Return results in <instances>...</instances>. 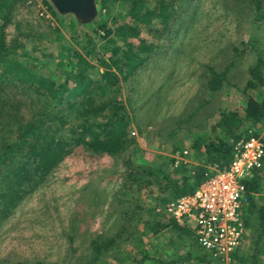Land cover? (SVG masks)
<instances>
[{
  "label": "trees",
  "instance_id": "obj_1",
  "mask_svg": "<svg viewBox=\"0 0 264 264\" xmlns=\"http://www.w3.org/2000/svg\"><path fill=\"white\" fill-rule=\"evenodd\" d=\"M151 1L102 0L108 16L117 8L115 16L127 18L129 22L108 28V21L100 20L94 29L96 39L88 34L81 42L75 38V48L62 46L65 55H60L57 65L66 62L70 67L62 81L40 73L48 65L46 54L29 58L24 53L20 57L19 44L7 46L5 28L0 24V223L77 148L97 156L127 155L125 184L129 187H124L146 197L157 194L160 207L192 193L209 167L229 165L232 143L246 138L250 127L258 136L264 127V47L259 41H248L242 44L243 50L234 47L238 55L249 50L255 55L241 89L248 95L244 107L240 111H221L209 126L206 116L198 121L201 107L196 106L188 116L171 118L170 125L165 123L159 128L163 141L160 147L172 140L170 156L159 157L154 165L147 164L141 155L136 163L130 160L131 146L135 153L140 149L135 138L129 135V126L134 122L140 129L141 125L133 116L131 98L122 97L121 82L129 81L157 49L155 41L142 38L141 27L154 39L162 35L174 18L177 4V0H153L151 6ZM237 1L249 6L245 9L255 4L254 19L264 18L261 0ZM14 4L15 0H0V18H5ZM99 31L104 34L99 35ZM207 69L204 87L214 94L223 88L229 70ZM185 124H189L186 136L179 139L176 133ZM184 150L188 151L187 159L192 163L174 168L173 156ZM245 183V240L248 243L250 233L252 249L247 251L250 258L244 250L234 252L230 264H264V203L254 198L264 191V167ZM130 208L122 215L124 225L134 223L137 233L129 234L119 244L115 239L95 237L89 242V257L83 264H107L101 258L113 264H219L195 246L190 230L178 226L154 207H144L135 199ZM123 231L124 228L117 236ZM166 231L168 239L163 235ZM144 237L160 238L149 243V247H158V257L145 247ZM131 241L138 248L135 254L125 249Z\"/></svg>",
  "mask_w": 264,
  "mask_h": 264
},
{
  "label": "rangeland",
  "instance_id": "obj_2",
  "mask_svg": "<svg viewBox=\"0 0 264 264\" xmlns=\"http://www.w3.org/2000/svg\"><path fill=\"white\" fill-rule=\"evenodd\" d=\"M261 2L264 14V0ZM246 7L237 0H177L174 18L162 35L154 39L141 27L142 38L155 41L157 49L129 81L121 82L122 97L131 98L133 116L141 125L140 129L134 122L129 126V135L140 149L135 153L131 146V161L136 163L141 155L147 164L154 165L159 157L170 156L172 140L160 147L163 141L159 128L170 125L171 118L188 116L196 106L201 107L198 121L206 116L209 126L221 111L244 107L248 95L241 89L255 55L250 50L238 55L234 47L243 50L242 44L248 41H259L264 47V18L254 19L255 4L251 9ZM113 11L108 16L102 0H77L66 6L57 0H15L0 24L5 28L7 46L19 44L20 57L24 53L29 58L46 54L48 65L40 73L62 81L70 70L66 62L57 65L60 55H65L62 46L75 48V38L81 42L88 34L96 39L94 29L100 20L108 21V28L129 22L115 16L117 8ZM210 67L217 72L229 70L228 80L214 94L204 87ZM187 125L176 133L177 138L186 136ZM258 136L264 139V127ZM125 158L127 155L97 156L75 149L0 223V264H83L89 257V242L95 237L115 239L119 244L129 234L137 233L134 223L124 225L122 216L132 202L138 199L140 205L155 209L159 205L157 194L146 197L126 189ZM263 193L254 196L256 202L264 203ZM164 234L169 237L167 231ZM248 234L244 254L250 258ZM159 239L143 238L155 257L159 256L158 247H149V243ZM128 243L126 251L137 253V246Z\"/></svg>",
  "mask_w": 264,
  "mask_h": 264
},
{
  "label": "built area",
  "instance_id": "obj_3",
  "mask_svg": "<svg viewBox=\"0 0 264 264\" xmlns=\"http://www.w3.org/2000/svg\"><path fill=\"white\" fill-rule=\"evenodd\" d=\"M187 155L184 150L173 156L174 167L187 164ZM263 167L264 142L250 127L246 138L232 143L229 165L209 167L192 193L175 198L156 211L191 230L197 244L219 264H230L231 255L245 241V182Z\"/></svg>",
  "mask_w": 264,
  "mask_h": 264
},
{
  "label": "crops",
  "instance_id": "obj_4",
  "mask_svg": "<svg viewBox=\"0 0 264 264\" xmlns=\"http://www.w3.org/2000/svg\"><path fill=\"white\" fill-rule=\"evenodd\" d=\"M188 160V162L189 163H192L191 162V160H189V159H187ZM193 164H197L196 162H193ZM166 218H169V217H166ZM185 229H187V228H185ZM189 230V229H188ZM191 231V230H190ZM165 233V232H164ZM191 233H192V237H193V240L196 242V239H195V237H194V234H193V232L191 231ZM163 235H165V234H163ZM169 236V235H168ZM166 237V236H165ZM165 239H168V238H165ZM245 244H246V240L244 241V244H243V246L240 248V249H238V250H244V248H245ZM195 246H198L201 250H203L198 244H197V242H196V245ZM205 251V250H204Z\"/></svg>",
  "mask_w": 264,
  "mask_h": 264
},
{
  "label": "water",
  "instance_id": "obj_5",
  "mask_svg": "<svg viewBox=\"0 0 264 264\" xmlns=\"http://www.w3.org/2000/svg\"><path fill=\"white\" fill-rule=\"evenodd\" d=\"M57 1L60 2L63 6H66L73 2H76L77 0H57Z\"/></svg>",
  "mask_w": 264,
  "mask_h": 264
}]
</instances>
